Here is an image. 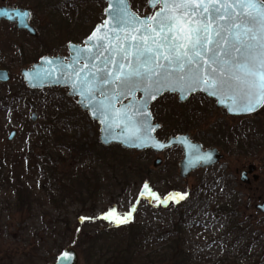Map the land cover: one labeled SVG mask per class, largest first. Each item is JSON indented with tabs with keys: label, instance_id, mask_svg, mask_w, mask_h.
I'll return each mask as SVG.
<instances>
[{
	"label": "rangeland",
	"instance_id": "374dc122",
	"mask_svg": "<svg viewBox=\"0 0 264 264\" xmlns=\"http://www.w3.org/2000/svg\"><path fill=\"white\" fill-rule=\"evenodd\" d=\"M94 1L75 0L72 6H62V12H53L58 4L55 0H0V6L28 9L30 24L37 31L32 37L13 24L0 22V69L10 75L8 82L0 83V165L5 170L0 174V264H50L67 248L77 253V264H95L85 254L91 248L88 242L92 236L100 237L98 246L116 248L119 256L125 252L121 256L127 258L137 245L139 254L133 257L148 264L146 257L156 260L169 243L164 239L166 234L179 240L200 264H264V215L255 209L264 201L263 108L252 115L231 117L201 94L185 103L171 94L155 101L151 108L162 122L159 139L165 140L171 130L178 132L184 126L204 147L218 144L226 153L218 166L182 178L178 175L180 149L153 153L103 146L97 123L79 108L76 98L68 96L66 88L36 91L26 87L21 70L30 68L43 55L67 56L69 36L76 42L82 38L77 28L72 30L73 25L85 26L87 31L93 25L87 21L103 19L106 3ZM130 1L139 15L152 13L147 0ZM57 113L62 123L52 129L71 150L55 146L53 157L43 159L45 150L38 131ZM11 131L16 135L8 139ZM76 144L83 145L82 154L72 149ZM157 158L161 163L154 165ZM248 165H255L259 180L245 187L233 171ZM71 173L73 186L84 194L85 190L90 192L89 197L83 195V203L72 195L61 198L62 187H70ZM7 176L10 181H6ZM14 176H20L22 187L36 196L29 209L15 207L19 184ZM145 184L159 199L145 192ZM50 195L60 200L59 206L51 204ZM111 209L119 216L130 213L129 221L118 224L101 218ZM148 236L152 237L150 243ZM131 238L137 243L126 252Z\"/></svg>",
	"mask_w": 264,
	"mask_h": 264
},
{
	"label": "snow or ice",
	"instance_id": "6c2138e0",
	"mask_svg": "<svg viewBox=\"0 0 264 264\" xmlns=\"http://www.w3.org/2000/svg\"><path fill=\"white\" fill-rule=\"evenodd\" d=\"M115 2L111 19L89 38L97 42L90 60L99 64L67 73L70 79L79 78L88 69L81 81L85 87L78 88L76 80L72 86L90 104L94 92L105 96L94 111L106 113L111 104L105 101L137 90L144 92L147 103L166 89L230 93V111L252 112L264 106V0H150L159 11L144 19L128 11L125 0ZM137 113L147 116L141 108ZM144 188L159 199L147 184ZM102 218L126 223L130 213L119 216L111 209Z\"/></svg>",
	"mask_w": 264,
	"mask_h": 264
},
{
	"label": "water",
	"instance_id": "95a60500",
	"mask_svg": "<svg viewBox=\"0 0 264 264\" xmlns=\"http://www.w3.org/2000/svg\"><path fill=\"white\" fill-rule=\"evenodd\" d=\"M106 2V8L104 10L105 18L102 23L97 25L91 34L84 40V45L69 43L68 50L69 56L67 59L61 56H43L38 62L32 64L30 68L21 70L20 74L26 87L30 90H44L46 88L61 87L68 89V96L77 98V104L82 111H85L92 121H95L99 126V142L104 146L111 144L120 145L127 150H134L137 152L151 149L154 152H162L165 149L172 146H181L183 149V158L180 161V175L185 177L190 172L198 168L211 167L219 160L220 155L215 148L203 150L201 145L196 142H192L188 135H177L169 137L167 141H160L155 136L156 131L159 128L157 123L153 122V117L150 112V105L165 93L177 94L178 101L184 102L191 95L196 93L204 94L207 98L215 101L217 108H223L229 116H245L257 112L262 106L258 107L252 112H236L230 111L231 100L228 99L229 94L225 95H209L203 90H194L186 93L180 91L163 90L156 96L155 99L145 100V94L143 91L137 90L133 95H120L111 101H105L110 103L111 107L108 108L106 113H98L93 110V106L98 101L105 100V96L99 92H94V99L90 104L89 101L81 96L79 91L74 90L73 80H76L77 87L83 89L84 84L81 83L84 75L88 72L85 69L84 73H80V77L73 76L71 79L67 73L71 72L73 68L80 69L86 64L91 68L92 63L99 64L98 61H91L90 58L96 52L97 42L90 40L93 33L98 27H102L106 21L111 19L109 12L115 10L118 5L115 0H104ZM128 11L138 16L140 19L154 16L159 7H153L150 4V0L147 1V5L150 9H155L153 14L140 17L136 14L130 6L129 0H125ZM7 12L8 15H3ZM19 13V15H17ZM23 13H29L28 16H24ZM30 11L23 8H13L0 6V22L6 21L10 24H15L18 30L28 32L30 35L35 34V30L29 25ZM91 49L92 51H87ZM106 55V54H105ZM48 61H52L51 64ZM64 66H70L65 68ZM10 79V75L6 69H0V83H6ZM90 79V77H89ZM109 89L110 86H105ZM119 91V90H117ZM108 95L112 93L109 91ZM137 108L146 110L147 116L137 113ZM125 112L127 115H125ZM127 116H132V120L129 121ZM36 115L32 114L31 119L35 121ZM16 135V131H11L8 139H12ZM139 137V138H137ZM159 164V161L155 162V165ZM252 169V166L251 168ZM262 207V206H261ZM78 255L71 249H64L51 264H77Z\"/></svg>",
	"mask_w": 264,
	"mask_h": 264
},
{
	"label": "trees",
	"instance_id": "16d2710c",
	"mask_svg": "<svg viewBox=\"0 0 264 264\" xmlns=\"http://www.w3.org/2000/svg\"><path fill=\"white\" fill-rule=\"evenodd\" d=\"M38 91V90H36ZM59 107V106H58ZM59 111L63 112V108H58ZM153 116L156 118V112H153ZM65 118L68 119V117L65 116ZM158 119V118H157ZM158 120H161L160 118ZM163 120V119H162ZM62 123L61 121V116L57 113V116L55 117L54 120H51L50 118H48L43 125L40 127L39 129V140L40 142L43 143L44 147L43 150H45L44 155H43V159L47 158L50 159L51 157H53V149H55V146H60L63 147L65 146L66 148L70 149V145L66 144V140L63 141V139L60 136H57V133L52 129V127H55L56 124ZM162 123V122H161ZM52 125V126H51ZM182 129L184 131L187 132V129L184 128V126L182 127ZM176 129L171 130V132L169 133L170 135L176 133L175 131ZM162 131V129L160 130ZM160 131L158 132V136H162L160 134ZM53 141V144L50 141ZM59 144V145H57ZM102 146V145H101ZM100 146V147H101ZM74 149L76 152V154H82L84 148L83 145L81 144H76V146H74ZM103 147V146H102ZM71 150V149H70ZM41 157H39L38 159L41 161L42 160ZM18 159V158H17ZM45 161V160H44ZM53 163V161H51ZM5 171L4 169H2L1 165H0V174ZM70 178L67 182V185L70 186L68 188L62 187V189L64 188L63 191V195H61V198L64 196V194L66 195H72L74 197H78L79 199H82L81 202L83 203V198L84 196H88L90 195V192L85 190V194L82 193V191H78L75 186H73V179L71 178V174H69ZM8 178L6 179V181H10L11 177L7 176ZM15 182L18 183V188L15 189V207L19 210H25V209H29L30 206L33 204V202H35L36 200L34 199V197L36 198L35 195H33V192L29 191L28 188L26 187H22V183H21V177L20 176H14L13 177ZM99 179H95V181L97 182ZM95 181H93L95 183ZM96 184V183H95ZM97 186H99L100 184H96ZM73 188V189H71ZM14 191V190H13ZM76 192V193H75ZM84 195V196H83ZM55 198L52 197V195H50V202L54 207H57L60 205V200L59 201H55ZM60 199V198H59ZM38 200V199H37ZM39 202V200H38ZM66 220V219H65ZM69 221L66 220V225H68ZM152 234V233H150ZM161 236L163 237L162 233ZM89 245L90 243H92L91 248L89 250V254L85 253L87 256V259L91 262L95 261V264H145L143 263V259L139 258V259H135L134 253L137 255L139 254L138 250L136 249V247H134V249L129 252V254L132 255V257H130V255L128 254V258L126 256H121V253H125V252H120V256H119V250H117L116 248H107L104 249L102 246H98L97 242L98 239H100V237L98 236H92L89 238ZM152 237L148 236L146 237V240H151ZM165 240H168V244L163 247L160 251L161 254L157 255L156 260H153L150 258V256H147V262L148 264H200L198 263L195 259H193L192 254L187 253L184 249H183V245L182 243H180L179 240L173 238L170 236V234H166L165 235ZM129 245L127 246V249H124L126 252L129 250L130 246L133 245L134 243H137V239L136 238H131L129 241ZM87 243V244H88ZM150 243V242H149ZM88 245V246H89ZM90 247V246H89ZM136 250V251H135ZM135 255V256H136ZM136 260V262H135Z\"/></svg>",
	"mask_w": 264,
	"mask_h": 264
},
{
	"label": "flooded vegetation",
	"instance_id": "af4514ba",
	"mask_svg": "<svg viewBox=\"0 0 264 264\" xmlns=\"http://www.w3.org/2000/svg\"><path fill=\"white\" fill-rule=\"evenodd\" d=\"M1 1H4V0H1ZM56 1V6L54 7V11L53 12H59L60 11V9H61V12H62V6H72L73 5V3H74V1L75 0H55ZM93 1L94 0H92V2L90 3V4H92L93 3ZM98 1L99 0H95L94 1V3L95 2H97L98 3ZM104 1V0H103ZM88 2H90V1H86V3H88ZM105 2V1H104ZM129 2H130V5H131V8H132V4H131V1L129 0ZM106 3V2H105ZM4 6V5H3ZM81 6H83V4L81 5ZM6 7H8V6H6ZM13 8H15V7H13ZM18 8V7H17ZM106 8V7H105ZM24 9V8H23ZM76 9L78 10V8L76 7ZM133 9V8H132ZM28 10V9H27ZM105 10V9H104ZM104 10H103V19L101 20V21H97V22H95V23H93V20H91L92 21V23H90V21H87L88 23H89V25H92V27L90 28V30H87L86 31V27L84 26V27H79L78 26V24H74L73 25V27H72V30H74V28H77V34L79 35V36H82V38L81 37H78V39L80 38V40L78 41V42H76V39H74L73 37L74 36H69L70 37V40L71 41H69L68 43H67V45H66V47H67V51H68V55L67 56H62V55H50V54H47V55H43V56H52V57H56V56H61V57H64L65 59H67V57L69 56V50H68V44L69 43H74V44H79V45H84V40L91 34V32L95 29V27L97 26V25H99L100 23H102L103 22V20H104V18H105V15H104ZM134 10V9H133ZM88 11V10H87ZM95 11H97V9L96 10H92L91 12H92V14H94V13H96ZM135 11V10H134ZM136 12V11H135ZM152 12H153V10H152ZM88 13H89V11H88ZM55 14V13H54ZM56 15V14H55ZM141 16V15H140ZM89 17V15H87L86 16V19ZM30 20H31V12H30V19H29V25L35 30V34L34 35H32V37H35L36 35H37V31H36V29L30 24ZM2 22V21H1ZM3 22H6V21H3ZM60 24H62V22H63V19H62V21H58ZM66 22V24L67 23H70V22H68V21H65ZM8 23V22H7ZM13 25H15V24H13ZM89 25H87V26H89ZM16 27V26H15ZM60 29H62V27H61V25H60ZM21 31H23V30H21ZM26 32V31H25ZM26 33H28V32H26ZM29 34V33H28ZM30 35V34H29ZM76 37V36H75ZM43 56H41V57H43ZM40 57V58H41ZM40 58H38L37 60H36V62H38V60L40 59ZM36 62H34V63H36ZM34 63H32V64H34ZM31 64V65H32ZM30 65V66H31ZM185 103V102H184ZM151 110L154 112V110L151 108ZM225 111V110H224ZM196 112L197 113H201V112H199L197 109H196ZM153 114V113H152ZM232 117V116H231ZM153 118H154V122H156V123H158L159 124V130L157 131V137H162V136H158V132L162 129V124H161V122L157 119V118H155L154 116H153ZM238 131V130H237ZM240 132H237L235 135L236 136H238V134H239ZM179 134H186V135H188V137H189V139L190 140H192V141H194V142H197L196 140H195V138L192 136V134L191 133H188V132H186V131H184L182 128L180 129V130H178V132H176V133H174V134H172V135H166V136H164V137H167L165 140H163V141H166L170 136H173V135H179ZM160 140H162V139H160ZM197 143H199V144H201L200 142H197ZM236 145H237V142H236ZM201 146H202V148L203 149H212V148H215L217 151H218V153H219V155H220V158H219V160H217L216 161V163L214 164V165H212L211 167H206V168H198V169H196V170H194V171H192V172H190L189 174H187L185 177H187L188 175H190L191 173H193V172H195V171H198V170H204V169H208V168H213V167H216V166H218L219 165V163L222 161V160H224V158H225V152H223L222 150H221V146H219L218 144L217 145H215V146H203L202 144H201ZM172 148H177V149H180L181 151H182V158H183V149H182V147H180V146H173V147H171V148H168V149H165V150H163L162 152H164V151H167V150H169V149H172ZM130 151H133V150H130ZM144 151H151V152H153V153H162V152H154V151H152V150H149V149H147V150H144ZM136 152V151H135ZM142 152V151H141ZM182 158L178 161V175L180 176V177H182L181 175H180V167H179V164H180V161L182 160ZM157 161H159V163H161V159H159V158H157V159H155L154 160V165H155V162H157ZM251 166H252V169H250L251 168ZM221 174H223V176H224V172L222 171L221 172ZM233 175L235 176V177H238L239 176V182L241 183V184H244V186L245 187H250V185L252 184V183H256V182H258V180H259V175L256 173V167H255V165H248L246 168H241V169H238V168H235V170L233 171ZM185 177H182V178H185ZM145 196L147 197L148 195L147 194H145ZM262 206V207H261ZM255 209L258 211V213L259 214H261V215H264V201L263 202H261V203H259V204H257V205H255ZM221 213H223V212H221ZM253 264H260L259 262H255V263H253Z\"/></svg>",
	"mask_w": 264,
	"mask_h": 264
}]
</instances>
